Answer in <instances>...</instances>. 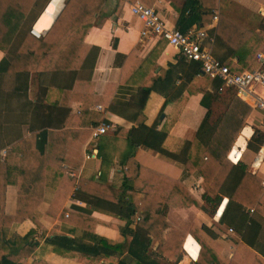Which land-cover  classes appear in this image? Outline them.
<instances>
[{
	"label": "trees",
	"instance_id": "1",
	"mask_svg": "<svg viewBox=\"0 0 264 264\" xmlns=\"http://www.w3.org/2000/svg\"><path fill=\"white\" fill-rule=\"evenodd\" d=\"M50 1L0 0V50L9 55L1 61L0 72L41 74L48 71L75 70L83 65L92 48L86 38L106 0H65L63 10L47 34L37 38L30 30ZM218 7L229 18L249 28L251 34L241 46L231 48L232 53L225 54L236 56V63L227 56L223 59L217 58L228 64L233 72L254 69L257 66L255 55L264 44V15L238 5L235 0H183L179 9V28L183 32L192 29L195 24L205 28ZM241 11L246 13L245 19H240L237 15ZM209 35L216 42L222 40L214 30L209 31ZM134 54H138V51L133 50L127 59ZM158 68V73L153 72V83L170 87L166 103L181 97L186 91L203 93L201 105L206 109V114L194 139L188 145L185 168L189 174L197 173L201 176L204 203L182 179H173L151 171L135 160L134 148L141 145L147 133L159 124L158 120L151 126L141 123L127 133L131 152L121 163L126 170L120 187L95 179L80 180L81 192L91 191L95 198L127 209L128 214L123 215L127 226L122 230L125 240L117 242L98 237L94 242H84L68 235H57L50 237L48 241L53 242L59 252L66 250L69 254L87 256L90 258L89 264H158L161 259L166 264H178L183 256L182 248L187 232L168 219L169 207L197 206L215 214L223 198L228 197L219 223L226 224L239 233L242 241L232 259L224 258L220 248L215 245L211 229L205 225H193L190 232L202 245L195 264H248L256 258L264 264L262 178L252 173L243 160L234 163L228 158L252 114V107L237 97L232 90L234 88L229 87L220 92L221 80L208 77L199 79L201 63L189 62L182 54L176 62L169 63L168 67L154 66V70ZM177 79L181 80L179 84ZM147 89L150 94L152 88ZM62 93L69 96L73 91L65 89ZM108 102L109 99L104 96L94 99L85 97L82 99L83 112L80 118L94 114L91 110L94 103L107 105ZM218 103H225L226 106L214 117ZM164 132L167 133L166 130ZM91 135L90 128L67 127L55 130L47 127L14 144L5 160L0 157V232L3 233L0 264H53L39 259L29 263L37 247L34 237L38 229L46 232L39 207L48 189L53 191L48 212L55 214L63 207L76 180L68 172H80L85 146ZM263 144L264 131L256 129L249 140L248 149L257 153ZM182 149L183 147L180 151ZM6 174L7 182L12 181L18 187L14 215L5 214L2 205L5 191L1 190V183ZM98 190L103 193L107 191L108 195L101 197ZM251 209L254 211L251 212ZM138 216L140 219L137 227L133 229L130 225ZM27 218L36 224V229H31L24 236L7 237L11 228L17 227ZM94 225L95 221L88 215L81 223L82 227L90 226L84 233H93ZM154 240L158 241V247L152 250ZM100 258L111 261L99 263Z\"/></svg>",
	"mask_w": 264,
	"mask_h": 264
},
{
	"label": "crops",
	"instance_id": "2",
	"mask_svg": "<svg viewBox=\"0 0 264 264\" xmlns=\"http://www.w3.org/2000/svg\"><path fill=\"white\" fill-rule=\"evenodd\" d=\"M137 1H142L160 12L167 27L179 28V9L182 7L183 0H106L86 38L92 48L80 68L59 72L48 71L41 74L0 72V157L5 160L14 144L47 127L55 130H63L67 127L90 128L93 131V127L101 123H111L114 128L108 133L97 139H92L91 135L85 146L84 162L80 172H69L77 175L79 183L82 178L95 179L110 186L120 187L126 170L121 163L131 152L127 138L128 131L141 123L151 126L158 120V127L151 129L145 141L134 148L135 160L151 171L173 179H182L192 193L204 203L201 176L197 173L189 174L185 168L188 145L194 139L206 114V109L201 105L203 93L186 91L181 97L166 103V95L170 87L153 83V72L160 71V68L154 70V66L168 67L169 63L177 61L181 53L163 38L141 35L144 25L131 11V4ZM235 1L248 10L264 15V0ZM53 3L56 4V9L50 12ZM64 6L65 0H51L33 26L45 32L46 35ZM216 14H218V20L214 19ZM237 15L240 19L246 18L244 11L238 12ZM196 26L199 24L194 25ZM205 29L208 33L214 30L221 37L222 40L216 42L209 35L213 42L210 39L207 41L213 54L221 59L227 56L225 54L232 53L231 48L241 46L251 34L249 28L229 18L221 12L220 7L215 9L213 18ZM257 31H260V28H257ZM133 50H137L138 54L127 59ZM262 50H264V44L258 52ZM7 57H9L8 53L0 50V63ZM227 58L234 63L237 62L236 56L228 55ZM198 77L206 79L205 76L198 75ZM180 82L181 80L177 79V83ZM146 87L152 88L150 94L146 91L148 90ZM65 89H70L73 93L66 96L62 93ZM232 90L253 109L238 137L243 135L237 138L239 144L246 142L240 160H243L249 170L261 177L263 181L264 157L261 165L254 168L252 163L256 157L253 154L259 152L248 149V143L256 129L264 131V117L260 110L241 98L235 89ZM258 90L262 94L263 90ZM84 95L89 99L104 96L109 99V102L107 105L94 103L91 106L94 114L80 118L83 112ZM98 106H102V109ZM95 121H98L97 124H94ZM236 142L237 140L233 146ZM263 146L264 144L261 147ZM89 153H93L90 159L86 158ZM69 176L73 177L70 174ZM5 182L6 185H4ZM1 184V190L5 191L2 202L4 212L7 215H14L17 209L18 187L12 181L7 182V174ZM74 188L75 185L63 207L58 212L55 211V214L48 212L53 191L51 189L46 191L45 198L39 207L46 232L38 229L34 237L37 247L29 263L35 259L53 264L90 263V258L87 256L78 253L77 255L69 254L66 250L60 252L56 250L55 244L48 239L57 235H68L84 242H94L98 237H106L117 242L125 240L122 230L127 226L123 218V215L128 214L127 209L120 208L107 200L95 198L91 191L81 192V184L78 190L75 191ZM98 194L105 197L108 192L103 193L98 190ZM227 202L228 197H224L215 214H210L205 208L197 206L171 205L169 207L168 219L187 232L182 248L183 256L178 264H195L199 257L202 245L190 232L193 225H205L211 229L215 245L220 248L224 258L234 257L242 236L234 230L231 231V227L226 224L219 223ZM85 214L95 221L93 233L83 232L90 227L81 226L87 216ZM138 217L131 223V228L136 229ZM36 228V224L27 218L17 227L11 228L7 237L24 236L31 229ZM190 237L198 243V247L193 246L195 253L187 248ZM2 238L3 233L0 232V245ZM157 247L158 241H152L151 249L155 250ZM105 261L111 260L100 258L99 263ZM158 261V264H166L163 259ZM248 264L262 263L256 258Z\"/></svg>",
	"mask_w": 264,
	"mask_h": 264
},
{
	"label": "built area",
	"instance_id": "3",
	"mask_svg": "<svg viewBox=\"0 0 264 264\" xmlns=\"http://www.w3.org/2000/svg\"><path fill=\"white\" fill-rule=\"evenodd\" d=\"M131 11L144 25V29L141 32L142 36L164 38L169 45L178 49L187 61L201 63L202 72L199 76L221 80L220 92L225 91L229 87L234 88L241 98L249 101L254 108L260 110L264 117V94L262 95L258 90L261 89L264 91V50L257 53V66L254 69L233 72L228 64L218 59L209 48L207 41L210 39L213 42V39L209 38L207 29L196 26L183 32L176 27L169 28L165 25L160 12L142 1L132 3ZM214 19L218 20V14L214 16ZM30 32L37 38L45 35V32L37 30L34 26ZM98 108L102 109V106H98ZM112 128H114V125L111 123H101L93 127L92 139L99 138L101 135L108 133ZM234 149L235 146L232 147L228 158L236 163L241 159L243 150L241 147H237V151L232 154ZM92 155L93 153H89L86 158L90 159ZM263 157L264 146L259 150V156L252 163V166L258 168L261 165ZM69 174L76 177L77 182L74 188L76 191L80 188L79 180H77L78 177L74 172H69ZM262 183L264 185V177ZM253 211L254 209H251V212ZM139 219L140 217H138ZM230 230L232 231L233 229L230 228Z\"/></svg>",
	"mask_w": 264,
	"mask_h": 264
},
{
	"label": "bare ground",
	"instance_id": "4",
	"mask_svg": "<svg viewBox=\"0 0 264 264\" xmlns=\"http://www.w3.org/2000/svg\"><path fill=\"white\" fill-rule=\"evenodd\" d=\"M56 4L55 3H53L52 5H51V10H50V12H53L55 9H56ZM54 14H56V13H54ZM54 14L52 15V16H54ZM52 16L50 17V18H52ZM261 113V112H260ZM262 114V113H261ZM244 132V131H243ZM242 132V133H243ZM243 134H241L240 135V137L242 136ZM245 136H246V134H245ZM244 136V137H245ZM240 137H238V138H240ZM245 139H246V137H245ZM241 141V140H240ZM244 144L246 145V142L244 143V142H242L241 144H239L238 143V139H237V142H236V145H235V149H234V151L232 152V154L233 153H235L236 151H237V147H241L242 149L243 148H245V146H244ZM239 149V148H238ZM193 246L195 247H198V243L192 238V237H190V240L188 241V243H187V248L189 249V250H191V251H193V253H195V248H193Z\"/></svg>",
	"mask_w": 264,
	"mask_h": 264
},
{
	"label": "rangeland",
	"instance_id": "5",
	"mask_svg": "<svg viewBox=\"0 0 264 264\" xmlns=\"http://www.w3.org/2000/svg\"><path fill=\"white\" fill-rule=\"evenodd\" d=\"M262 94H264V91H262ZM225 106H226L225 103H218L215 106V114H214V117L217 116L219 113H221L224 110ZM253 156L256 157V159H257V157L259 156V153L258 154H255V155L253 154Z\"/></svg>",
	"mask_w": 264,
	"mask_h": 264
}]
</instances>
